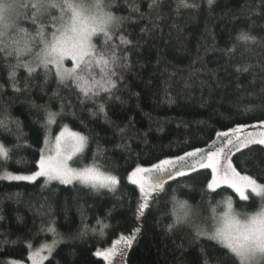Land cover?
Masks as SVG:
<instances>
[{
  "label": "trees",
  "instance_id": "trees-1",
  "mask_svg": "<svg viewBox=\"0 0 264 264\" xmlns=\"http://www.w3.org/2000/svg\"><path fill=\"white\" fill-rule=\"evenodd\" d=\"M177 2L164 0L158 15L149 8L151 0H116V15L131 19L125 20L114 43L119 44L122 35L132 45L118 49L120 55L128 54L130 68L121 73L123 80L117 82L111 98L101 94L82 104L71 82L58 85L53 73L47 74L45 82L43 68L31 77L20 69L19 83L22 88L26 83L27 90L13 93L9 88L0 97V106L7 109L12 120L20 122L18 132L12 125L13 134L0 136V140L10 148L21 145L0 174L5 169L31 172L38 168L45 139L43 108L59 112L63 104V124L88 137L78 164L101 165L120 181L114 191H97L76 181L46 182L45 177L0 180V215L4 217L0 220V264L11 258L28 259L32 248L53 240L52 233L41 230L49 226H54L63 240L45 264H106L103 257L95 255L97 249L112 245L137 226L141 231L128 249L126 264H200V245L219 249L215 241H194L191 225L173 232L167 229L172 223L167 213L173 195L199 213L196 224L211 217L212 208L216 215L221 214L228 197L239 210L241 202L232 189H206L211 169H198L168 181V194H161L156 203L150 200V207L139 220L136 210L141 193L128 176L137 166L181 156L195 148H210L219 133L236 125L264 122V41L253 44L238 40L242 30L264 38V0H214L211 7L207 0H188L199 7L176 11ZM128 5H138L139 12L130 13ZM96 42L99 45V40ZM233 47L235 51L229 53ZM244 65L251 67L244 71ZM101 67L93 70L97 79ZM4 75L6 69L0 67V77ZM54 92L59 95L53 96ZM101 104L107 116L99 112ZM72 112L75 116L69 115ZM3 115L0 109V118ZM59 125L57 119L52 134L61 130ZM17 135L22 138L16 140ZM98 145L100 152L93 161ZM261 149L264 145L242 149L234 154L233 163L242 173L264 182ZM98 220L111 226L103 229V235ZM20 240L25 243H11ZM29 241L31 249L26 246Z\"/></svg>",
  "mask_w": 264,
  "mask_h": 264
},
{
  "label": "snow or ice",
  "instance_id": "snow-or-ice-1",
  "mask_svg": "<svg viewBox=\"0 0 264 264\" xmlns=\"http://www.w3.org/2000/svg\"><path fill=\"white\" fill-rule=\"evenodd\" d=\"M207 2L211 7L214 0ZM163 3L164 0H151L149 8L159 15ZM127 7L130 13L139 12L138 5ZM198 7L199 4L196 2L178 0L176 11L180 8ZM113 9L119 10L116 0H0V67L6 69V75L0 77L3 81L0 83V97L9 88L13 93L27 90L26 83L23 88L20 86V69L26 70L28 77H31L38 69L43 68L45 82L48 73L55 75L58 85L71 82L82 97L80 99L82 104L86 101H94L101 94L111 98L113 90L117 88V82L123 80L121 73L130 68L128 54L120 55L118 49L121 46L132 45V41L122 35L119 44L114 43V38L121 31L125 20L131 19V16H118ZM140 15L143 16V13ZM238 40L257 44L264 41V38L258 39L242 30ZM234 51L235 47L228 50L229 53ZM66 60L72 62V67L65 65ZM98 65L102 66L99 79L93 74L94 68ZM249 67L251 66L244 65L243 70L247 71ZM236 71L239 72L241 69L238 67ZM58 95V92L53 93V96ZM0 109L4 113L0 118V136L7 137L13 134L12 125H15L18 132L20 122L12 120L3 106H0ZM98 109L99 112L105 113L103 104L99 105ZM43 110L44 122L41 126L45 131V139L44 148L39 154L38 171L30 174H13L4 171L0 175V180L34 181L37 177L43 176L47 178L46 182L58 180L62 184H72L76 181L97 191L100 189L114 191L120 183L119 178L103 170L101 165L93 163L91 166H70L69 162L75 157H83L88 146V137L63 124L64 105H61L59 112H52L46 107ZM69 115L75 116V112ZM57 119L60 120L61 130L53 137L50 129ZM80 123L83 126V121ZM242 130L241 127H236L232 132L240 133ZM119 131L124 133L125 129L121 128ZM228 135L227 132L219 133L218 138ZM15 138L20 140L22 136L17 135ZM253 144L264 145V132H261L258 138L253 137L251 133H248L243 140L237 136L235 144L231 139L226 142L222 140L221 144L209 149L203 155H201L203 150L197 149L186 152L183 156H176L174 159H162L151 167L137 166L128 176L132 184L139 186L141 193L136 210L137 219L144 216L145 210L150 207V200L156 203L160 200L161 194H168V190L165 189L168 181L190 175L198 169H211V179L206 183V189L211 192H216L222 186L232 189L241 202L239 210L234 207L232 198L228 197L224 201L225 210L221 214L216 215V209L212 208L213 215L196 224L195 216L199 213L186 200H178L173 195L171 211L167 213L172 218V223L167 225L168 231L173 232L184 225H191L194 241L203 238L216 242L219 249L200 245L198 249L200 264H226L227 261H231L232 264H264V182H260L253 175L242 174L225 151L227 148L228 152H231L229 146H232L235 147L236 152H241L242 149L250 148ZM20 147L19 143L10 148L0 142V169L4 168L12 159V153ZM261 151L264 152V149ZM99 152L98 145L97 153L93 154V161L96 160ZM192 160H195V163H189ZM3 219L4 217L0 215V220ZM209 220H213L214 224L209 223ZM97 223L101 225V235L103 229L111 227L99 220ZM85 228L87 230V226ZM41 230L52 233L54 239L50 245L44 244L38 250L31 252L28 259L32 264H43L48 257L42 256L41 253L47 251L50 256L63 240L54 226ZM91 231L95 233L96 230L91 229ZM140 231L141 228L137 226L130 234L120 235L111 247L103 251L97 250L95 255L103 257L108 264H112L113 258L119 255L117 264H123L125 253ZM18 242L25 243L23 240L11 243ZM26 246L31 249V242H26ZM3 264H22V262L9 259L3 261Z\"/></svg>",
  "mask_w": 264,
  "mask_h": 264
},
{
  "label": "rangeland",
  "instance_id": "rangeland-1",
  "mask_svg": "<svg viewBox=\"0 0 264 264\" xmlns=\"http://www.w3.org/2000/svg\"><path fill=\"white\" fill-rule=\"evenodd\" d=\"M65 65L67 66V67H72V62L70 61V60H66L65 61ZM53 126V125H52ZM69 127V126H68ZM236 127H241L243 130L240 132V133H233L232 132V129H234V128H236ZM70 128V127H69ZM73 130V129H72ZM75 131V130H74ZM261 132H264V122H261V123H258V124H252V125H250V124H240V125H236V126H234L233 128H231L230 130H228L227 131V133H229V135L228 136H226V137H222V138H217L218 140L215 142V144L212 146V147H210V148H208V147H206V148H195V149H192V151H194V150H197V149H200V150H205L204 152H202L201 153V155H203L204 153H206V152H208L209 151V149H211V148H214L215 146H217V145H219V144H221V142H222V140L224 141V142H226L227 140H229V139H231V140H233V142H234V144L236 143V138H237V136H239L240 137V139L241 140H243V139H245V137L247 136V134L248 133H251L252 134V136L253 137H259V135H260V133ZM59 133V132H58ZM58 133H56V134H52V127H51V129H50V134H51V136H56V135H58ZM0 142H1V140H0ZM229 147H231V152H228V149L226 148L225 149V151L228 153V155L231 157V160H232V162H233V156H234V154L236 153V149H235V147H232V146H229ZM44 148V145H43V147H42V149ZM187 152H189V151H187ZM186 153V152H185ZM185 153H183L181 156H183ZM79 157V156H78ZM78 157H75L74 159H73V161H70L69 163H70V166H72V167H83V166H91L92 164H89V165H79L78 164ZM176 157V156H175ZM175 157H173V158H171V159H174ZM159 162V161H158ZM158 162H155V163H158ZM192 162H195V160H192ZM155 163H153V164H155ZM153 164H151V165H140L141 167H145V168H147V167H151ZM234 164V163H233ZM238 170V169H237ZM4 171H8V172H12L13 174H30V173H32V172H35V171H38V168L36 169V170H34V171H31V172H17V171H11V170H8V169H5ZM3 171V172H4ZM133 171V170H132ZM131 171V172H132ZM3 172H1V174L0 175H2L3 174ZM131 172H130V174H131ZM129 174V175H130ZM242 174H245V173H242ZM114 175V174H113ZM117 176V175H116ZM40 177H43V176H40ZM118 177V176H117ZM37 178H39V177H37ZM36 178V179H37ZM46 178V177H45ZM119 178V177H118ZM223 187V186H222ZM234 207H235V205H234ZM213 224H214V221H213ZM52 241L53 240H51V241H46V242H43L42 244H40L39 246H36V247H34V248H32V250H31V252L32 251H36V250H38L41 246H43L44 244H51L52 243ZM113 245V244H112ZM112 245H108V246H106V247H100V248H98L97 250H101V251H103V250H105V249H107V248H109V247H111ZM31 252L29 253V256H30V254H31ZM127 252H128V250H127ZM127 252L125 253V256H124V260H123V264H126V255H127ZM41 255L42 256H49V254H48V252L47 251H45V252H42L41 253ZM28 256V257H29ZM11 259H15V260H19V261H21L22 262V264H32V262H31V260L30 259H17V258H11ZM117 260H119V255H117L116 257H114L113 258V261H112V264H117ZM106 262V264H108V262L107 261H105ZM43 264H45V260L43 261Z\"/></svg>",
  "mask_w": 264,
  "mask_h": 264
}]
</instances>
